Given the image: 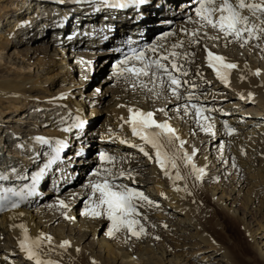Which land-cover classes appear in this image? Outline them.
Masks as SVG:
<instances>
[{"label": "bare ground", "instance_id": "1", "mask_svg": "<svg viewBox=\"0 0 264 264\" xmlns=\"http://www.w3.org/2000/svg\"><path fill=\"white\" fill-rule=\"evenodd\" d=\"M107 1L108 3L97 0L99 3L97 6L87 4L81 7L73 4L69 6L67 3L69 1L63 2V0H31L30 4H26V0H0V24L4 21L6 23L0 30V62L3 63V65L0 63V117L5 115L3 121H10L13 114L26 107L27 111L24 113L32 114L40 123L37 124V130L25 135L26 140L30 142L29 148L26 149L34 150L33 153H26L31 159L30 163L21 160L10 165L14 167L11 169L13 174L18 176L12 178L11 183L25 198L19 207L0 214V264H36L35 260H30L19 247V241L22 239L20 225L27 229L30 239L40 238L42 234L52 237L51 244L42 239L37 252L41 260H52L57 264H91L92 261H95V264H233L223 248L202 232L192 215L191 208L186 205L183 193L175 190L180 189L184 182L188 183L189 177L195 178L191 166H186L183 162V153H177L178 169H172L170 164L167 165L169 174L173 177L169 179L155 162V150L151 146L145 145V150L153 157L149 159L139 152L137 147L131 146L130 151H125L126 144H122L121 141L126 140L131 145L143 143L132 135L131 128L126 123L129 116L128 108L145 112L153 111L158 122L167 120L176 129L180 139L185 141L183 152L191 154L193 149L196 150L193 163L197 168L203 167L205 174L200 180L195 178V183L197 181L201 184L200 188L209 196L213 206L223 210L237 201L243 206L249 205V209L253 212L258 213L262 210L264 212V181L262 180L264 51L254 44L240 47L238 43L210 39L208 37L217 35L211 28L205 29L208 37H203L199 45L189 49L195 55L185 64L189 70L188 78L200 85L198 91L204 93L202 102L205 106L214 109L211 116L215 123V136L203 131L201 133L192 115L182 119H178L174 114L171 115L170 109L178 102L172 100L169 94L165 93L157 99L147 90L140 88L134 90L123 78L114 77L112 74L114 65L119 62L115 59L107 68L109 70L107 75L101 78L92 93L87 95L88 99L82 97L81 102L74 104L73 97L80 90L66 93L67 88H71L76 83L82 85L91 76V72L98 69V66L105 67L107 61L115 56L112 49L114 43L109 42L101 46L98 37H83L87 35L85 30L96 27L93 33L105 31V35L112 34L109 40L118 38L121 32L136 33L139 30L145 31L140 36L148 39L149 32L168 23L167 20L172 12L174 24L155 31L157 35L153 36L151 41L154 44L164 32L177 31L181 26L191 27V23H186L187 16L195 19L194 0H180V10L177 12L172 7V3L176 0H148L144 5L129 4L124 8L111 5L112 0ZM37 2L40 7L50 6L54 11L52 16L61 13V7L64 6L65 14L61 18L58 17L62 21L64 16L69 14L76 15L80 20L77 25L73 24L74 26L71 24V19L64 22L66 25L63 27L60 26L62 24L55 23L51 27L57 29H53V34H50L52 28H48L44 23L46 21H41L49 17L43 16L44 18L40 19L37 16L39 14L36 10ZM95 7L100 9L97 8L96 12L88 14L94 11ZM75 9L80 10L74 11ZM29 20L34 21L33 29L25 28ZM51 20L56 22L53 18ZM18 27H23L22 29L27 31V37L25 41L19 37L13 42L11 37L19 31ZM77 30H81V37L76 36ZM179 35L177 32V36L170 37L165 43L177 40ZM30 42L33 45L19 48L21 43ZM51 45L55 47L52 48ZM205 46L214 53L225 56L228 61L238 64V68L229 74L228 85L217 79L212 69L207 66ZM261 46L264 47V44ZM30 69H34V72L26 71ZM257 69L260 70L258 76L253 74ZM100 70L99 68L97 71ZM198 70L203 73V80L196 75ZM241 76L244 78L241 79ZM58 81L66 90L59 94L50 93V87L47 86ZM110 84L114 86L113 89ZM35 92L40 96L33 94ZM103 102L102 110L105 116L97 128L101 134L96 141L93 140V134L98 132L90 131L88 115L84 107L96 106ZM29 106L34 107V110ZM160 108H164L165 111H158ZM77 120L84 121V128L64 131L66 128H71ZM224 125L235 129L231 136L227 134ZM4 130L0 127V149L4 147V142L13 145L12 152L15 154H19L18 149H25L26 145L22 144L19 138H15V146L14 140L4 135ZM13 130V134H20L19 128ZM220 135H222L221 139L216 145L212 140ZM36 137H43L50 143L41 144L35 139ZM56 140L68 143L64 149L66 154L59 155L60 158L44 171L35 185L33 194L27 196L20 187L26 189L32 187V176L44 168L51 158ZM76 141L79 145L72 150V145ZM93 143L97 149L91 156L93 160L90 162L94 165L92 172L101 167H113L101 164L100 152L115 156L118 163L114 170L122 168L132 171V180L121 178L118 182L143 190L144 194L153 201L152 204L145 203L139 211L147 218L141 221L144 227L160 236L164 246L161 251L158 250L156 253L151 251L152 247L145 242L147 238L142 237L143 235L139 239L132 237L122 244L119 242L120 245H109L110 243L108 244L102 236H95L100 225H108L109 221L81 215L83 208L72 212L71 206L74 203L72 201L66 202L69 205L67 214L74 219L64 218L62 214L64 210L57 206V202L65 201L64 197L68 191L60 193L59 189L68 181L66 179L68 172L72 173V178L75 171L85 168L86 158L81 155V150L85 148L86 151L90 150ZM203 143L205 145H202ZM175 144L178 148L179 141H175ZM220 144L224 145L222 150ZM161 151H170V149L165 144ZM77 153L80 155H76ZM26 154L21 155L24 157ZM233 163L236 164V168L232 167ZM216 164L217 168H215ZM177 170L185 178L176 180ZM91 173L86 180L84 179L82 186L90 179H95ZM50 180H52L51 186H55L53 189ZM133 180L135 183L132 182ZM45 185L47 186L43 192L51 194L49 200L40 204H31L32 200L39 197L38 191L40 192ZM185 187L187 189V186ZM87 190L90 192V189ZM64 240L70 242V247L60 249L58 245ZM76 249H79V252ZM197 255L198 257L192 260V257Z\"/></svg>", "mask_w": 264, "mask_h": 264}, {"label": "snow or ice", "instance_id": "2", "mask_svg": "<svg viewBox=\"0 0 264 264\" xmlns=\"http://www.w3.org/2000/svg\"><path fill=\"white\" fill-rule=\"evenodd\" d=\"M148 0H125L119 3L120 8L127 7L128 4L144 5ZM196 7L193 9L195 19L192 16L186 17V23H191V27L181 26L177 31L164 32L156 43L146 48H133L124 55V58L114 65L113 76L123 78L130 83L133 89L140 88L147 90L152 96L159 99L165 93L169 94L172 100L178 102L176 110L183 111L185 116L192 115L195 122L200 126L201 131L212 136L216 135L215 123L211 116L214 109L205 106L202 102L203 91H198L200 85L189 77V70L185 64L189 63L190 58L195 55L189 49L194 48L201 43L203 37H208L205 29L211 28L216 31L217 35L208 37L213 40H225L229 43H238L240 47L254 44L264 51V0H194ZM178 39L170 43H165L170 37L177 36ZM260 42V43H254ZM215 47V45H213ZM207 66L212 69L217 79L225 85L229 84V74L232 70L238 68V64L230 62L225 56L216 54L205 46ZM253 74L260 75L257 69ZM197 76L203 80V73L199 70ZM244 77L241 76V79ZM251 96V93L249 94ZM182 102V103H179ZM164 112V108L158 109ZM129 116L126 123L131 128L132 135L138 137L143 143L141 145H131L137 147L145 157L152 159L145 145L151 146L155 150V162L164 170V174H169L167 165H171L172 169H178L176 163L177 153H183L182 159L185 165H190L195 178L200 180L205 174L203 167L197 168L193 163V157L196 150L193 149L191 154L183 152L185 141L181 140L167 120L158 122L154 117L153 111H141L139 109L128 108ZM227 134L231 136L235 129L224 125ZM72 128H84V121L77 120L71 128L64 131H71ZM41 144H48L50 141L43 137L35 138ZM175 141H179L177 148ZM56 147L53 149L51 158L41 168L39 172L32 176V187L28 189L27 195H32L35 191V185L43 175L44 171L55 163L60 157L59 153L63 151L67 144L65 141L56 140ZM122 144L128 141L122 140ZM167 145L170 151H161L163 145ZM224 148L220 144V149ZM76 155H80L77 153ZM99 161L102 165H112L113 167H101L92 172L91 175L95 179H90L84 188L90 189L81 215L92 218L106 219L109 221L106 235L114 237L122 230L130 237L140 238L145 232V228L141 223V219H147L146 216L139 211L145 203L152 204L143 191L129 187L125 183L118 182L121 178L132 180V171L125 169H116L118 163L115 156H111L106 152L99 153ZM236 168V164H232ZM191 174V173H190ZM5 175H0V179H7ZM179 170L176 171L175 179H183ZM135 183V181H132ZM180 191L179 188L175 189ZM12 191V189H7ZM23 200L25 197L21 193H14ZM76 195V194H73ZM3 199V197H0ZM18 203H12L11 207H18ZM57 206L64 210L62 214L65 219H74L67 214L69 205L64 200H58ZM51 207V205H50ZM22 230V239L19 241L21 251L25 252L30 260H35L36 264H57V262L48 260L43 261L39 258L37 249L40 247V241L47 240L51 244V236H42L37 239H30L27 235V229L19 226ZM159 239V237H156ZM58 247L66 249L70 247V242L62 241ZM79 252V249H76ZM91 264H95L92 261Z\"/></svg>", "mask_w": 264, "mask_h": 264}, {"label": "rangeland", "instance_id": "3", "mask_svg": "<svg viewBox=\"0 0 264 264\" xmlns=\"http://www.w3.org/2000/svg\"><path fill=\"white\" fill-rule=\"evenodd\" d=\"M67 1H69V2H67ZM67 1L63 0V2H67L69 6L74 5V6H81L82 7V5H87V4L88 5L93 4L94 6H97V4H99L97 2V0H86L83 2L80 0H74L75 2L72 0H67ZM76 1H78V3ZM102 1L108 3L107 0H102ZM30 2H31V0H26V4H30ZM180 2H181L180 0H176L174 3H172V7L174 10L176 9L175 10L176 12H177V10H180V7H179ZM61 8H62L61 13H57L56 15L52 16V13H54V11L50 8V6H48V7L41 6L40 7V4L37 2L36 10L39 13L37 16L40 19H42L43 16L49 17V18L41 20L42 22L46 21L44 23H46L48 28H50L51 25H53L55 23L56 24H62L60 26L63 27L66 25L64 22H68L70 19L72 20V23H71L72 25L73 24L77 25L78 21L80 19L77 18L76 15H74V16H71L70 14L66 15V16H64V21H62L58 18V17L61 18L63 16V14H65V12L63 11L64 6ZM97 8L100 9V7H97ZM97 8L95 7L94 11L88 12V14L96 12ZM79 10L80 9H75L74 11H79ZM81 10H83V9H81ZM67 13H69V12H67ZM71 13H74V12L71 11ZM178 13H179V11H178ZM51 18L55 19L56 22H53L51 20ZM32 21L33 20L27 21L26 22L27 25L25 28H27V27L32 28L33 24H34V21H33V23H32ZM5 24H6L5 21L2 24H0V30H1V26L5 25ZM35 26L36 25H34V27ZM22 28L23 27H18L17 30H19V31L17 33H15L16 35L13 34V36L11 37V40H13V42L17 41L16 39L19 37L22 38V41H25V37H27V34H26L27 31L22 29ZM53 29L55 30L57 28L52 27V31L50 32V34L51 33L53 34V32H54ZM82 29H83V26H82ZM80 34H81V30H77L76 36L81 37L82 35H80ZM83 37L86 38V37H88V35H83ZM28 44L27 43L26 44L21 43L19 48L33 45L32 42H30ZM51 46H52V48L55 47V45H51ZM113 60H114V57H111L107 61L105 67H103L102 65L98 66L101 70L97 71L99 69L98 68V69H95V71L91 72V76L88 77L87 80L82 85L80 83H76V85L71 87L72 89L67 88V91H65L66 88L58 81V82H55L53 85L49 84L47 86V88L50 87L49 88L50 93H57V94L62 93V91L63 92L65 91L66 93H68V92L71 93L72 91L76 92V91L80 90L78 92V94H75L74 95L75 97H73V99L75 98L74 104H76L77 102H81L82 97H84V99L86 100V99H88L87 95L92 93V91L94 90L96 85L100 82L101 78H103L107 75V73L109 71L107 68L110 67ZM1 64L3 65V63H1ZM26 71L33 73L34 69H30V70H26ZM110 85H112V84H110ZM113 87L114 86L112 85L111 89H113ZM33 94H35L36 96H40V94H36V92ZM33 98L35 99V97H33ZM102 106L104 107V102L102 104H99L96 106L95 105H93V106L92 105H89V106L86 105L84 107V111L88 115L87 120H88V123L90 126V131H93V130L97 131V128H98L101 120L105 116L104 115L105 112L102 110L103 109ZM167 106L168 105H166V107ZM29 107H31V106H29ZM22 108H23V110L20 109L18 113L13 114L12 118H10V121H3L4 120L3 118H6L5 115L4 116L2 115V117H0V124H2L0 127L5 129L3 131V133H5L4 135H6L8 137L10 136L11 140H14L13 144H15V146H16L15 138H19L21 140L22 144L26 145L25 149H22V150L18 149L19 154H15V152H12V150H14L13 145L9 142L8 143L4 142L5 143L4 147L0 151V163H2V164H5L7 162L8 163H18L21 160H24L27 163H30V161H31V159L29 158V156L26 153L27 152H28V154L33 153L34 150L33 149H26V148H29L30 142L26 140L27 136H25V135L29 134L32 131L37 130L36 129L37 124H40V123H38L36 121V119L34 118V116H32V114L26 115L24 113L25 111H27L26 107H22ZM31 108H32L31 110H34V107H31ZM175 108H176V106L173 105V107L170 109L171 115L174 114L175 116L178 117V119H182L183 117L184 118L187 117L184 115L182 110H181L182 111V113H181V111L178 112ZM100 109H101V111H100ZM40 111H41V109H40ZM172 111H174V112H172ZM182 114H183V116H182ZM41 119H42V117H41ZM10 126L13 128H11ZM14 128H19L20 134H13L12 130ZM199 128H200V126H199ZM97 132L98 133L95 132L93 134V136H94L93 140H96V141L100 137L99 134H101L99 131H97ZM200 132H201V128H200ZM11 134H13V135H11ZM18 135L24 136V137H20V136L18 137ZM221 136L222 135L215 137L214 140H212V141L214 143H216V145H218L219 141L221 139ZM66 144L68 145L67 142H66ZM110 144L112 145V143H110ZM128 144H126L125 151H130L129 148H131V144H129V145ZM194 144H196V143H194ZM1 145H3V144H1ZM77 145H79L78 141L74 142L72 145V150ZM202 145H205V143H203ZM19 147L20 146L18 145V148ZM91 147L92 148L90 150L88 149L87 151H86V148L84 150H81V152L82 151L87 152L86 153V159H85V165H86L85 168L83 170L75 171L76 173L73 174L74 177H72V178H71L72 173L68 172V174L66 176V179L68 181L64 182L59 189L60 193L68 191L67 194L65 195L64 199H65V202H69V201L74 202L71 206L73 209L72 212L80 211L82 208H84V206H85L84 201L87 198L86 195H88V193H89V191L82 186V183L86 180L87 176L93 170L94 165H92L90 161L93 160L91 158V156L94 154V152L97 148H96V146L94 147V143L91 145ZM21 154L22 155L26 154V156L22 157ZM34 159H35V157H34ZM217 167L218 166L216 164L215 168H217ZM74 169H75V166H74ZM262 176H263L262 180L264 181V173L262 174ZM195 180L196 179L194 177H192V178L189 177L188 183L184 182V184L180 188V192L183 193L184 199L186 201V205H188V207L191 208L190 210L192 212V215L195 217L196 222L200 226L202 232L204 234L208 235L210 240L215 241L220 247L223 248L224 252L227 253V256L230 257L229 259L233 262V264H264V212H263V210L259 211L258 213L253 212V210L249 209V205L243 206L241 203H239L237 201H235L232 205H229L228 208L222 210V209L218 208L217 206H213L214 204L211 203L209 196L200 188L201 184L196 181V183H198L197 184L198 186H197L195 183ZM260 180H261V178H260ZM203 184H204V182H203ZM185 186H187V189L189 191H187ZM194 186H196V187H194ZM45 188L46 187L42 186V188H41L42 192L38 191V193H40L39 197L32 200L31 204H37V203L40 204L41 202L47 201V199L49 200V198L51 197V194L44 193L43 190ZM140 191H143V190L140 189ZM56 192H58V189H56ZM189 192H191V194ZM73 194H76V195H73ZM215 195H217V193H215ZM220 195H221V192H220ZM141 221H142V219H141ZM141 223L143 224V222H141ZM107 227H108V225L101 224L100 228H98L97 231L95 232V236H97V235L102 236V238L105 239V241L108 244L110 243L109 245H111V246H114L115 244L120 245L119 242H121V244H122V243L130 240V238H132L129 235H127L123 230L120 233H117L114 237H109L106 235ZM145 230H147V229L145 228ZM141 236L147 238L146 239L147 241H145V242L148 245L150 244L149 246L152 247L151 251H153L154 253L158 252V250L161 251L164 248V246L162 245L163 242L161 241L160 236L157 235L155 231L147 230L143 234H141ZM156 237H159V239H157ZM133 238H135V237H133ZM115 241L118 243H116ZM156 245H157V247H156ZM197 257H198V255L193 256L192 260H195Z\"/></svg>", "mask_w": 264, "mask_h": 264}]
</instances>
